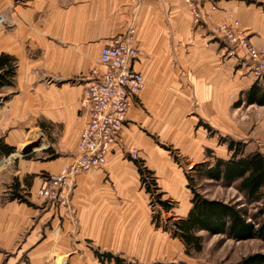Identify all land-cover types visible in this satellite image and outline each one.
<instances>
[{
    "label": "crops",
    "instance_id": "1",
    "mask_svg": "<svg viewBox=\"0 0 264 264\" xmlns=\"http://www.w3.org/2000/svg\"><path fill=\"white\" fill-rule=\"evenodd\" d=\"M197 1L202 11L217 4L211 20L195 24L185 0H0L7 16L0 25V55H14L18 65L16 84L0 90V139L15 147L0 158V264H115L103 263L96 251L136 264L185 262L176 248V242L184 247L183 242L152 219L139 163L127 150L138 148L141 161L160 173L156 159L161 152L152 135L183 128L181 100L196 111L183 152L191 155L193 165L207 160L208 150L221 156L217 149L227 146L217 145L216 136H225L230 127L228 106L257 80L264 86L263 77L247 74L245 55L240 62L223 58L227 46L212 30L215 19L231 15L248 30L251 43L264 46L262 6L253 0ZM129 26L135 27L137 46L144 51L134 67L147 84L133 98L124 146L115 144L102 168L75 177L74 214L68 213L66 207L44 203L37 192L49 174H58L80 153L88 122L80 106L87 76L103 67L99 58L107 41ZM41 70L63 80L47 85L36 73ZM208 130L215 134L208 137ZM32 131L43 142L33 149L39 153L18 157L13 165L9 158L31 140ZM166 172L171 193L190 191L189 208L178 215L184 217L192 206L187 176L185 171L178 175L176 167ZM16 182L30 203L6 193Z\"/></svg>",
    "mask_w": 264,
    "mask_h": 264
},
{
    "label": "built area",
    "instance_id": "2",
    "mask_svg": "<svg viewBox=\"0 0 264 264\" xmlns=\"http://www.w3.org/2000/svg\"><path fill=\"white\" fill-rule=\"evenodd\" d=\"M190 5L195 24L212 17L216 4L202 11L199 1L185 0ZM7 23V16L0 11V25ZM214 34L223 39L232 48L230 55L240 56L244 50L249 57L251 72L257 77L264 74V46L250 42L249 35L242 28L241 21L233 16L224 22H215ZM143 48L137 46L134 26L126 32L110 38L103 47L99 62L103 67L94 68L89 73L88 86L80 100V106L88 113V122L81 132L80 153L72 161L65 163L59 174L47 176L37 194L45 203L55 207H68L73 195L76 176L89 169L102 168L107 164L108 156L115 144L123 145V133L127 116L132 107L133 98L140 96L147 81L145 75L135 69V63L143 55ZM47 84L63 80L44 70L36 71ZM2 101H5L2 99ZM132 159H138V148H128Z\"/></svg>",
    "mask_w": 264,
    "mask_h": 264
},
{
    "label": "trees",
    "instance_id": "3",
    "mask_svg": "<svg viewBox=\"0 0 264 264\" xmlns=\"http://www.w3.org/2000/svg\"><path fill=\"white\" fill-rule=\"evenodd\" d=\"M17 68V59L14 55L5 52L0 55V90L16 84ZM253 104L264 105V86L258 80L243 91L238 100V106ZM204 124L210 128L207 123ZM220 142L227 146L229 154L227 158L215 157L208 150L207 160L185 171L187 188L192 192V206L187 215L167 216L163 219H159L160 213L152 216L158 226L163 225L174 238L177 237L183 242L187 254L203 251L205 236L202 233L205 232L210 236L220 234L238 241L248 239L264 241V153L259 150L248 151L246 142L231 136H221ZM14 152L15 147L0 139V158L4 155L10 156ZM139 171L142 182L147 183L146 190L150 193L154 192L152 189L158 190L152 176L153 172L144 168L141 163ZM204 181L220 182L224 186L236 184L244 195L246 205L241 206L238 202L208 197L200 188ZM20 190V183H14L10 189L11 199L28 202ZM162 195V192L157 194V200L164 205L167 212H170L172 206L161 199ZM247 204L257 205L256 211L250 213ZM96 252L103 263L108 260L115 264H136L109 251ZM234 264H264V252L250 253Z\"/></svg>",
    "mask_w": 264,
    "mask_h": 264
},
{
    "label": "rangeland",
    "instance_id": "4",
    "mask_svg": "<svg viewBox=\"0 0 264 264\" xmlns=\"http://www.w3.org/2000/svg\"><path fill=\"white\" fill-rule=\"evenodd\" d=\"M16 1V0H15ZM251 1V0H250ZM255 4H260L264 10V0H253ZM215 4V3H214ZM217 5V4H216ZM217 10V9H216ZM215 10V11H216ZM215 11H212L214 13ZM212 15V14H211ZM234 17V16H233ZM236 18V17H234ZM211 20V18H208ZM238 19V18H236ZM219 21V22H224ZM215 22H218L217 19L212 22V27H215ZM242 28H244L242 22H241ZM248 33V30L245 29ZM249 35V34H248ZM223 40V39H222ZM224 42V41H223ZM224 46H227V51L223 58H235L239 59L238 62L242 61V59L239 58V56H232L230 55V50L232 49L229 44H226L225 42ZM262 47V46H260ZM239 55H245L248 59H243L245 62H249V57L247 56L246 52L244 50H239ZM245 70L247 74H250V63H246ZM239 66H236L238 68ZM243 69V72H245ZM253 73V72H251ZM254 75V74H253ZM264 78V74L262 76ZM259 78V77H258ZM261 78V77H260ZM181 79V76H180ZM49 85V84H47ZM181 94V92H179ZM237 100L233 102V104L229 105V113L231 115V120L228 122L229 128H227L228 131L226 132L225 136H231L233 138H238L244 142H246L247 150L248 151H254L259 150L264 153V106L262 105H243L238 106V100L240 99L239 95H237ZM5 100V98H4ZM180 100V99H179ZM181 107L180 110L182 111V116L184 117V124L182 125V129H177L175 127V130L168 131V129L158 131V133H155L153 136V141L155 143V147H157L158 150L161 152V156L157 158L156 160L159 161L158 165H160L161 171L160 173L157 170H153L150 168L149 164L146 162H142L140 157L138 159H135L136 162L143 164L144 168L153 170L152 176L156 181V185L158 187V190H154L153 193H150L147 188V183L145 184L142 182V188L147 192V203L150 207V210L152 212V216L160 213V218L163 219L167 216L175 217V215H185L188 208H189V196H186L190 194V191L185 193L180 189L175 190L171 193V190L167 189L166 182L170 179L169 171L170 167L173 169L176 167L178 175L184 176V171L192 168L194 163L191 158L190 154H187L185 151L183 152L182 148L185 147V144L187 143V130L191 129L192 123L190 122V116L195 115V108L189 109L187 106H184V103L182 105V102L180 100ZM1 104H5V101H1ZM227 110V111H228ZM200 124V123H199ZM227 124V123H225ZM179 125V124H178ZM195 126V125H194ZM198 126L196 125V129ZM205 128V127H204ZM215 134V132L208 130V137H211ZM228 134V135H227ZM223 135L219 134L216 136L217 145H219L220 138ZM30 139L28 143L19 146V153L15 154L11 158H9V162L13 165L15 164V159L18 157H28L29 155H32L34 153H39L33 150L34 148H38L39 145L43 142H41V138L36 135L35 131H32L30 133ZM44 137V141L47 143V138ZM35 138V139H34ZM34 140L38 141V144H32L31 147H27L29 144L33 143ZM216 145V142L215 144ZM221 145H225L222 144ZM182 147V148H181ZM218 153L221 156L228 157L229 154L227 152V149H217ZM206 155V151H204ZM41 155V154H38ZM193 157V155H192ZM194 159V158H193ZM134 160V159H133ZM170 165V166H169ZM167 169V170H166ZM59 174V173H58ZM52 175V174H49ZM48 175V176H49ZM176 175V176H178ZM169 178V179H168ZM201 191L202 193L206 194L210 198L215 199H224L226 201L231 202H238L241 204V206L246 205V201L244 198V195L240 192L239 188L236 186V184H233L232 186H224L220 182H210V181H204L201 183ZM75 186V185H74ZM6 187V186H5ZM154 186H151L153 188ZM180 188H184L182 185ZM11 189V188H10ZM74 190V189H73ZM160 192L163 193L161 196V199L166 201L168 204L172 206V209L170 212H167L164 209V205L160 204L157 200V194ZM10 191L8 190V192ZM73 193V192H72ZM192 194V192H191ZM73 196V195H72ZM6 198L9 197V194H6ZM39 197V196H38ZM4 201V196L1 197L0 203ZM248 211L250 213H254L257 209V205L255 204H247ZM66 211L68 213L74 214V207L72 204V197L71 202L69 204V208H66ZM205 236V242H204V249L202 252H192L191 254H187L185 251V247H181L178 242H176V248L178 249V259H181L189 264L195 263V264H234V262H238L241 260V258L249 255L250 253L255 252H264V241H260L257 239H248L243 241L233 240L228 238L225 235H216V236H210L207 232L202 233Z\"/></svg>",
    "mask_w": 264,
    "mask_h": 264
},
{
    "label": "water",
    "instance_id": "5",
    "mask_svg": "<svg viewBox=\"0 0 264 264\" xmlns=\"http://www.w3.org/2000/svg\"><path fill=\"white\" fill-rule=\"evenodd\" d=\"M32 144H38V141L37 140H34L33 143L29 144L27 147L28 148L31 147ZM62 264H66V262L64 261V262H62Z\"/></svg>",
    "mask_w": 264,
    "mask_h": 264
}]
</instances>
